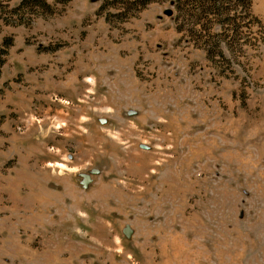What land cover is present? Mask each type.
Here are the masks:
<instances>
[{"label": "rangeland", "instance_id": "rangeland-1", "mask_svg": "<svg viewBox=\"0 0 264 264\" xmlns=\"http://www.w3.org/2000/svg\"><path fill=\"white\" fill-rule=\"evenodd\" d=\"M112 1L0 12V264H264V0Z\"/></svg>", "mask_w": 264, "mask_h": 264}, {"label": "trees", "instance_id": "trees-1", "mask_svg": "<svg viewBox=\"0 0 264 264\" xmlns=\"http://www.w3.org/2000/svg\"><path fill=\"white\" fill-rule=\"evenodd\" d=\"M117 0H113L115 2ZM178 1V0H177ZM177 1L175 6L177 8ZM234 0H194L190 5L189 17H195L197 15L198 21L202 20H213L214 18L224 19L219 22L220 30L224 33L228 32L238 33L239 27L235 26L234 29H230L231 23L235 20L236 7L232 6ZM240 7L243 10L244 16L252 17L251 4L252 0H240ZM8 10L7 15L11 18L10 24L15 23L16 25L26 26V18L21 16L23 11L28 13V19L31 16H39L44 14V17H52L56 14V8L48 4L46 0H18L14 6H10L8 0H0V12L5 13ZM199 11V14H198ZM224 11V12H223ZM41 13V14H40ZM213 18V19H212ZM30 21V20H28ZM5 24H9L8 21H4ZM199 33V32H196ZM219 56L223 58L222 52L220 51ZM207 58L212 61V54L209 52Z\"/></svg>", "mask_w": 264, "mask_h": 264}, {"label": "water", "instance_id": "water-1", "mask_svg": "<svg viewBox=\"0 0 264 264\" xmlns=\"http://www.w3.org/2000/svg\"><path fill=\"white\" fill-rule=\"evenodd\" d=\"M165 15L170 16L171 14L170 12L166 11ZM98 173H99L98 170H92L90 172L91 175H97ZM88 183H89V179L87 177H84L83 186H86Z\"/></svg>", "mask_w": 264, "mask_h": 264}]
</instances>
